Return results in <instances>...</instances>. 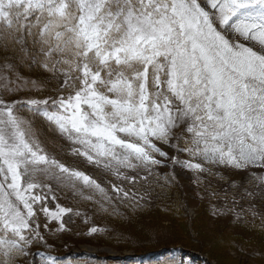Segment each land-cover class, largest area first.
Listing matches in <instances>:
<instances>
[{
	"label": "snow or ice",
	"instance_id": "snow-or-ice-1",
	"mask_svg": "<svg viewBox=\"0 0 264 264\" xmlns=\"http://www.w3.org/2000/svg\"><path fill=\"white\" fill-rule=\"evenodd\" d=\"M7 50L57 88L45 100L10 101L22 78L11 80L4 73L14 65L0 64V264H61L49 225L65 231L74 209L49 206L58 192L104 213L113 199L139 208L158 170L179 166L209 176L243 171L245 194L264 196V0H0ZM35 115L73 155L147 191L112 184L109 195L48 151Z\"/></svg>",
	"mask_w": 264,
	"mask_h": 264
},
{
	"label": "rangeland",
	"instance_id": "rangeland-1",
	"mask_svg": "<svg viewBox=\"0 0 264 264\" xmlns=\"http://www.w3.org/2000/svg\"><path fill=\"white\" fill-rule=\"evenodd\" d=\"M13 62L11 55L0 51V64L14 65ZM20 62L19 67L23 69V72L15 69L13 72L4 73L13 81L16 77L22 78L18 82L20 90L9 93L10 101L45 100L56 96V89L43 90V87L38 86L37 79L46 78V73L32 71L34 63L30 61L26 64ZM23 81H37L38 84L37 86L25 85ZM0 95H3L2 87H0ZM32 119L40 139L47 142V147L52 148L55 145L54 142H58L55 147L63 150L56 155L58 154V157H61L60 159L67 165L85 171L86 174L96 178L109 195H113L112 184L128 188L131 192H135L136 188H139L141 193L147 191V186L139 181L136 182V188H132L126 182L121 183L115 176L103 172L96 165L89 164L86 158L73 155L70 143L58 133L49 130L43 118L35 115ZM42 127H46L51 133L46 128L43 130ZM165 150L169 151L170 155L173 154V150L168 148ZM52 153L55 154L53 151ZM185 158H187L186 155L181 154V159ZM173 171L172 179L178 185L172 190L175 197L172 201L177 200L178 207L183 203L184 210L174 208L172 211L155 209L142 212L132 208L126 213L130 219H126L123 223L115 222L116 230L121 229L120 231L135 234L138 238V241L134 242L136 246L143 244L142 239L146 240L144 236L142 237V233L143 235L153 234L156 240L165 244L161 246L162 248L159 245V249L147 254L136 253L139 249L131 247L120 249L110 242L108 236L115 233L104 228L107 225L103 226L101 220L105 219V214H122L119 210V199H113L112 206L108 208L107 213H104L98 210L95 201L74 199L70 192H58V201H49V206L55 209L58 202L61 206L74 209V212L64 217L65 231H56L57 222L49 225L53 231L48 234V243L54 246V254L58 256L61 264H163L164 261L177 259L181 261V264H264V196L258 193L249 197L245 194L247 174L243 171L214 169L215 174L209 176L207 172L196 173L176 166L174 170L172 167L160 168L158 170L160 179H153L152 185L169 186V181L163 177ZM178 186H180L179 189ZM249 191L257 192L255 188H249ZM151 195L152 192L144 196L140 203L152 200ZM105 206L108 207L107 204ZM177 210L178 214H176ZM253 212L256 213L255 216L252 215ZM90 227L103 228L105 231L89 235ZM194 244L203 246L209 255L187 247ZM255 246L262 251L261 255L258 256L255 253ZM30 260L31 258L22 261L21 264H30Z\"/></svg>",
	"mask_w": 264,
	"mask_h": 264
},
{
	"label": "trees",
	"instance_id": "trees-1",
	"mask_svg": "<svg viewBox=\"0 0 264 264\" xmlns=\"http://www.w3.org/2000/svg\"><path fill=\"white\" fill-rule=\"evenodd\" d=\"M3 53L11 55V58L14 59V62H13V63H15L14 64V71H15V69H18V70L20 69V67H19L20 66L19 62L20 61H21L20 62L21 64H26L27 61H28L26 59L20 58L18 53L14 55L13 50L3 51ZM33 65L34 66L32 68V71H43L44 73H46L42 68L38 67L36 64H33ZM20 70H21V72H23V69H20ZM9 72H13V71H9ZM45 75H46V78H43V79L38 78L37 79L39 82H41V81L44 82L42 85H40V83H39L38 86L39 87H43V90L46 89V88L56 89L57 88V84L55 83V81H51L50 80V77H49L48 73H46ZM45 128L42 127L43 130H45ZM47 128L49 130H51L49 127H47ZM47 128H46V130L48 132H50ZM46 143L47 142H45V144ZM57 143L58 142H54L55 145ZM55 145L52 148H50V147H48V148L51 151H53L55 153V155H56L57 152L58 153H59V151L62 152L63 149H61L59 147H55ZM57 156H58V154H57ZM168 181H169L168 183H170L169 186H167V185H159V184H156V186L152 185V187H153V190L151 191L152 192V195H151L152 196V200H149L148 202L140 203V207L139 208L128 207L125 204H122L121 201H120L119 210L122 212L121 215H113L114 213H110L108 215H106V214L104 215L105 219L101 220L102 221V225L103 226L107 225V227H104V228H106L108 230H111L112 232L115 233L112 236H108V237H110L109 238L110 242H112V244L114 246L120 247V249L125 248V247H131L133 249H139L138 252H136V253H147V252H151V251L159 249V245H160V247L165 245L164 243H161L159 240H156V238H154L153 234L149 233V234H146V235L144 234L143 235V233H142V237L144 236L143 238H146V240L142 239L143 244L140 245V246H136L134 244V242L136 240L138 241V238H136L135 234H131V233L126 232V231H120L121 230L120 228H119L120 230H116L117 226H115V222L123 223V222H125L126 219H128V218L130 219V217L128 215H126V213H127V211L131 210L132 208L133 209H137V210H141L142 212H144L146 210H155V209H159V210H162V211H169V210L172 211L174 208H178L179 210H184V204L182 202H181L182 204L180 205V207H178V205H177L178 201L177 200L172 201L175 198L173 196L172 190H173V188H175L178 185V183L174 179L168 180ZM177 188L179 189L180 186H178ZM178 189H177V191H179ZM178 212L179 211L177 210L176 214H178ZM123 213H125V214H123ZM138 213H140V212H138ZM257 221H258V219H257ZM138 229H140V227H138ZM107 235H108V233H107ZM116 236H119L120 239L117 240V239L113 238V237H116ZM170 242H173V241H170ZM166 244H168V243H166ZM122 246H124V247H122ZM164 247H166V246H164ZM187 247L192 248V249H194L196 251L200 250L201 252H204L207 255H209V252L206 249H204L203 246H198V245L194 244L192 246H187ZM254 249H256L255 253L258 256L261 255L262 251L259 249L258 246H255Z\"/></svg>",
	"mask_w": 264,
	"mask_h": 264
}]
</instances>
